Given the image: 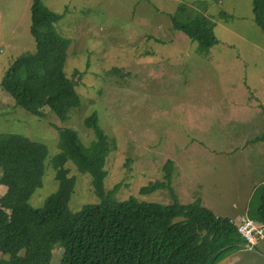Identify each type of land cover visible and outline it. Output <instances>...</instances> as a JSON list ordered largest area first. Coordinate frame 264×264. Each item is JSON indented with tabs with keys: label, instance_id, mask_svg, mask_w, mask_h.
I'll return each instance as SVG.
<instances>
[{
	"label": "rangeland",
	"instance_id": "374dc122",
	"mask_svg": "<svg viewBox=\"0 0 264 264\" xmlns=\"http://www.w3.org/2000/svg\"><path fill=\"white\" fill-rule=\"evenodd\" d=\"M42 3L62 14L54 29L70 42L64 71L75 83L81 103L62 122L47 107L42 117L25 111L0 87V134L16 133L46 146L41 186L29 204L41 207L58 187L50 164L58 150L57 128H73L88 145L94 135L82 120L92 110L97 111L110 142L104 187L117 186L115 199L133 195L165 205L177 198L187 204L198 194H214L216 180L225 181V168L217 163L216 152L211 149L239 137L238 123L226 117L249 97L247 88L244 93L241 86L231 85L232 79L244 80L247 70L243 62L236 64L237 53L241 50L247 57L255 49L234 33L264 48V32L252 19L251 0ZM181 3L214 23L218 42L208 51L202 52L196 42L172 28L170 16ZM30 5L31 0H0V80L18 55L34 48L29 31ZM259 62V58L253 59V63ZM261 126L256 116L249 137L263 135ZM65 167L74 180L69 210L98 201L90 175L78 172L71 161ZM154 181L168 182L169 187L139 193L140 187ZM5 191L0 185V195ZM257 203L256 197H251L249 215L255 213ZM253 248L264 254V238ZM52 253L51 264H58L62 248L56 247Z\"/></svg>",
	"mask_w": 264,
	"mask_h": 264
},
{
	"label": "trees",
	"instance_id": "16d2710c",
	"mask_svg": "<svg viewBox=\"0 0 264 264\" xmlns=\"http://www.w3.org/2000/svg\"><path fill=\"white\" fill-rule=\"evenodd\" d=\"M251 2L253 20L264 32V0ZM61 17L42 0H31L29 31L34 48L12 61L0 87L25 111L42 117L47 107L65 122L81 98L64 71L70 42L54 29ZM170 21L173 29L196 42L202 52L218 42L214 23L188 4L178 5ZM82 123L94 135L88 145L73 128H57L58 150L50 164L58 187L41 207L31 206L28 200L41 186L46 146L16 133L0 134V185L6 187L0 195V264H51L56 247L62 248L58 264H216L244 247L233 221L215 215L199 197L187 204L174 198L165 205L133 195L115 199L117 186L104 187L111 147L97 111L92 110ZM68 161L78 172L90 175L98 197L76 211L68 207L74 185L65 167ZM167 187L168 182L154 181L140 187L139 193ZM253 197L258 203L250 216L264 223L262 185ZM175 216L185 219L171 224Z\"/></svg>",
	"mask_w": 264,
	"mask_h": 264
},
{
	"label": "crops",
	"instance_id": "0c3cea01",
	"mask_svg": "<svg viewBox=\"0 0 264 264\" xmlns=\"http://www.w3.org/2000/svg\"><path fill=\"white\" fill-rule=\"evenodd\" d=\"M230 34H233V30ZM234 35L255 47L253 52L247 53V57L245 52L238 50L236 64L239 66L243 62L242 65L247 70L244 80H231V85L241 86L245 89L244 93L247 88L249 97L246 96V101L244 99L240 105L235 106L233 114L226 117L238 123L239 137L225 146L218 145L216 150L211 149L216 152L217 163L225 168V181L216 180L214 194H198L203 206L215 215L228 217L232 221L244 215L250 216L249 205L254 190L260 185L264 187V139L257 141L262 134L249 137L252 131L250 127L255 126L256 116L259 117L264 131V48L249 37H242L238 33ZM254 58H259V64L253 63ZM221 83L225 84L224 81ZM240 136L244 137L240 139ZM239 173L242 174L238 176Z\"/></svg>",
	"mask_w": 264,
	"mask_h": 264
},
{
	"label": "water",
	"instance_id": "95a60500",
	"mask_svg": "<svg viewBox=\"0 0 264 264\" xmlns=\"http://www.w3.org/2000/svg\"><path fill=\"white\" fill-rule=\"evenodd\" d=\"M184 219L185 217L183 216H175L172 218L171 224H175ZM205 233L206 231L204 230L203 234ZM216 264H264V254L254 248L244 245V247L223 257Z\"/></svg>",
	"mask_w": 264,
	"mask_h": 264
},
{
	"label": "built area",
	"instance_id": "2783aa9c",
	"mask_svg": "<svg viewBox=\"0 0 264 264\" xmlns=\"http://www.w3.org/2000/svg\"><path fill=\"white\" fill-rule=\"evenodd\" d=\"M237 232L244 239L247 247L253 248L262 238H264V223L251 216H241L234 223Z\"/></svg>",
	"mask_w": 264,
	"mask_h": 264
}]
</instances>
